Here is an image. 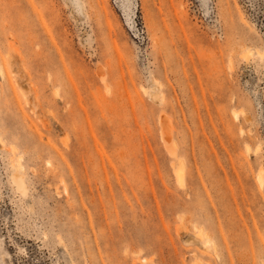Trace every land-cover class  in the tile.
Masks as SVG:
<instances>
[{"label":"rangeland","instance_id":"1","mask_svg":"<svg viewBox=\"0 0 264 264\" xmlns=\"http://www.w3.org/2000/svg\"><path fill=\"white\" fill-rule=\"evenodd\" d=\"M197 262L264 264V0H0V264Z\"/></svg>","mask_w":264,"mask_h":264},{"label":"bare ground","instance_id":"2","mask_svg":"<svg viewBox=\"0 0 264 264\" xmlns=\"http://www.w3.org/2000/svg\"><path fill=\"white\" fill-rule=\"evenodd\" d=\"M12 29H15L16 28V26H12L11 27ZM3 70V69H2ZM5 71V70H4ZM4 75V74H3ZM103 79H105L104 78V76H103ZM183 160V159H182ZM179 161H181V160H179ZM184 161V160H183ZM185 164V163H184ZM184 164H176V170H175V172H176V175H177V178H178V180H180V181H182L183 180V177L185 176L184 174H185V168H184ZM18 165L19 166H22V163L21 162H18ZM15 179H16V181L19 183V185L20 186H22V188L23 189H25L24 188V181H23V179H22V174L21 173H18V174H16L15 176ZM261 178V177H260ZM184 181V180H183ZM261 184H263V180L261 179ZM199 235H203V232L202 231H200L199 233H198ZM207 241H209V240H206V242ZM149 264V263H148ZM196 264H201L200 262L198 263H196Z\"/></svg>","mask_w":264,"mask_h":264}]
</instances>
